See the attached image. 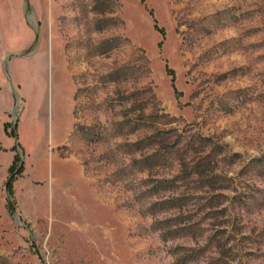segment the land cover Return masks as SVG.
Here are the masks:
<instances>
[{
  "label": "rangeland",
  "instance_id": "rangeland-1",
  "mask_svg": "<svg viewBox=\"0 0 264 264\" xmlns=\"http://www.w3.org/2000/svg\"><path fill=\"white\" fill-rule=\"evenodd\" d=\"M0 97V264H264V0H0Z\"/></svg>",
  "mask_w": 264,
  "mask_h": 264
},
{
  "label": "trees",
  "instance_id": "trees-1",
  "mask_svg": "<svg viewBox=\"0 0 264 264\" xmlns=\"http://www.w3.org/2000/svg\"><path fill=\"white\" fill-rule=\"evenodd\" d=\"M5 127H6V132L9 135H13V136L17 135L15 128H12L11 130L8 129L9 128L8 122L5 123ZM18 146H19V143L16 142V144L12 147V149L15 150V154H14L12 163L9 166L8 176L6 180V192H7L6 206L11 214L16 213V202L14 198V189H13L12 183L14 179L16 178V176L22 173L23 168H24L23 159L21 156V152L18 150Z\"/></svg>",
  "mask_w": 264,
  "mask_h": 264
},
{
  "label": "crops",
  "instance_id": "crops-1",
  "mask_svg": "<svg viewBox=\"0 0 264 264\" xmlns=\"http://www.w3.org/2000/svg\"><path fill=\"white\" fill-rule=\"evenodd\" d=\"M11 99H3L0 97V146L4 147L6 150L0 149V169L2 166H5V177H0V183H4L8 176V169L12 160L14 158L15 151L11 150L9 146H4L1 142L2 139L8 137V133L6 132L5 123L8 122L9 117L7 115V111L11 105Z\"/></svg>",
  "mask_w": 264,
  "mask_h": 264
}]
</instances>
